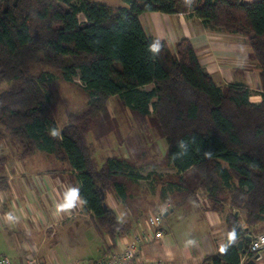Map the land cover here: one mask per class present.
<instances>
[{
	"label": "trees",
	"instance_id": "obj_1",
	"mask_svg": "<svg viewBox=\"0 0 264 264\" xmlns=\"http://www.w3.org/2000/svg\"><path fill=\"white\" fill-rule=\"evenodd\" d=\"M125 2L0 0V139L17 141L22 158L44 151L67 161L81 181L85 210L112 238L125 234L129 225L108 206L106 195L114 188L119 198L126 197L116 174L127 170L134 180L141 177L117 158L98 167L87 140L93 122L118 96L130 110L157 119L169 161L182 176L178 186L185 196L179 204L194 199L198 190L206 193L212 210L230 204L228 236L235 230V241L243 240L245 248L248 231L239 228L236 212L245 211L249 227L264 221V0H205L195 7L210 27L247 34L260 68L259 103L250 100L247 86L218 85L189 39H180L173 53L165 41L146 34L141 14L183 12L188 0ZM157 40L161 47L153 54L149 45ZM39 65L61 72L68 82L78 76L88 98L87 107L70 112L55 136L50 134L58 130L53 79L32 71ZM241 253L228 244L203 263L239 264Z\"/></svg>",
	"mask_w": 264,
	"mask_h": 264
},
{
	"label": "crops",
	"instance_id": "obj_2",
	"mask_svg": "<svg viewBox=\"0 0 264 264\" xmlns=\"http://www.w3.org/2000/svg\"><path fill=\"white\" fill-rule=\"evenodd\" d=\"M204 1L188 0L186 10L178 13L145 12L141 14L140 20L146 34L165 41L173 53H176L180 39H189L199 62L218 85L247 86L251 91L250 100L259 103L262 100L260 68L247 34L228 33L207 25L195 12V7ZM104 4L114 5L111 2ZM81 20H85L84 15ZM151 87L152 85H148L147 89ZM92 144L95 148L94 143ZM18 145L19 152L15 156L0 158V256H8L14 264H29L32 259L40 264H97L110 251L124 249L140 230L150 233L140 245V258L145 262L162 260L165 264H201L206 257L226 247L229 237L227 217L231 205L226 204L221 211L212 210L203 190H198L194 199L180 205L185 192L178 186L182 177L178 172V182L172 186L179 193L176 203L156 205L157 210L161 207L165 216L176 207L191 205L203 195L204 198H201L204 200V208L212 214L213 224L217 226L214 244L212 247L208 246L205 252L188 253L178 249L165 235L155 238L148 222L143 221V218L136 217V222L130 224L119 216V210L110 203H107L109 207L129 225L127 233L117 234L114 238L103 231L93 212L85 210L82 203L77 202L71 209L57 211L64 192L70 187L81 186L75 169L53 154L51 157L43 153L38 155L39 151L22 158L19 156L21 148ZM94 154L97 162L96 148ZM108 158L119 159L117 156H108L102 166ZM7 213H11L14 219H6ZM237 214L239 227L248 231L245 236L264 232V221L249 227L246 225L245 211L239 210ZM262 261L264 251L258 264Z\"/></svg>",
	"mask_w": 264,
	"mask_h": 264
},
{
	"label": "rangeland",
	"instance_id": "obj_3",
	"mask_svg": "<svg viewBox=\"0 0 264 264\" xmlns=\"http://www.w3.org/2000/svg\"><path fill=\"white\" fill-rule=\"evenodd\" d=\"M97 1L111 2L114 4L112 6L127 5L125 0ZM82 18L81 14L80 19ZM32 71L37 74L43 71L47 77L53 79L50 81L51 101L58 125L57 131H60L70 112H81L87 107L88 98L80 86L81 80L76 76L75 82L65 81L61 72L41 65L34 67ZM1 86L4 88L7 84L3 83ZM7 138L0 139L1 159L15 156L19 152V143L11 137ZM87 140L95 145L99 167L108 156H117L135 166L137 172L140 171L138 173L141 178L137 181L128 175L127 170L115 175V180L124 184L126 198H119L118 190L114 188L107 192L106 203L116 207L121 218L130 224L136 222V217L147 222L148 217L158 209L156 205L176 203L179 193L172 186L178 182L177 171L169 161L168 143L153 114L144 115L130 110L118 96H114L108 103L107 112L93 122ZM40 153L52 156L44 151H39L38 155ZM201 197L204 198L201 195L191 205L176 207L173 212L163 216V227L167 230L165 237L178 249L188 253L205 252L208 246H213L217 235L213 216L204 208ZM188 240L193 243L188 244ZM260 264H264V261Z\"/></svg>",
	"mask_w": 264,
	"mask_h": 264
},
{
	"label": "built area",
	"instance_id": "obj_4",
	"mask_svg": "<svg viewBox=\"0 0 264 264\" xmlns=\"http://www.w3.org/2000/svg\"><path fill=\"white\" fill-rule=\"evenodd\" d=\"M163 210H157L148 217V225L152 229L151 234L155 238H162L166 232L163 227ZM150 233L145 230H140L134 235V239L129 241L125 248L121 251H110L104 258L99 260L97 264H165L162 260L156 262H145L140 258V251L143 240L148 238ZM264 251V232L250 234L247 246L244 248V252L240 255L239 264H245L249 260L253 259L255 262H259L262 259V252ZM0 264H14L12 260L6 256H0ZM29 264H40L36 260L29 261ZM201 264H213V263H201Z\"/></svg>",
	"mask_w": 264,
	"mask_h": 264
},
{
	"label": "clouds",
	"instance_id": "obj_5",
	"mask_svg": "<svg viewBox=\"0 0 264 264\" xmlns=\"http://www.w3.org/2000/svg\"><path fill=\"white\" fill-rule=\"evenodd\" d=\"M160 47H161V45H160V42L158 40L153 41L149 45V51L153 54H156L159 52ZM50 134L53 136L57 135V130L51 129ZM77 202L84 203L83 198L80 197V195H79V188L78 187H70V188H68L67 191L64 192L62 202L57 205V211H64V210L71 209ZM6 219L13 220L14 217L11 213H7ZM187 243L192 244L193 241L188 240Z\"/></svg>",
	"mask_w": 264,
	"mask_h": 264
},
{
	"label": "water",
	"instance_id": "obj_6",
	"mask_svg": "<svg viewBox=\"0 0 264 264\" xmlns=\"http://www.w3.org/2000/svg\"><path fill=\"white\" fill-rule=\"evenodd\" d=\"M102 197L104 198V194L102 195ZM105 207H107V204H105ZM235 233H236L235 230H232L231 231L229 237L227 238V241H226V244L225 245L227 246L228 244H235V245H237V247H238L239 250H241L242 252H244V246H243L244 241L243 240H240V241H237L236 242L235 241ZM245 238L248 240L250 238V235H246ZM245 264H258V262H255L253 259H251L248 262H246Z\"/></svg>",
	"mask_w": 264,
	"mask_h": 264
}]
</instances>
